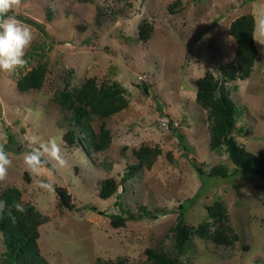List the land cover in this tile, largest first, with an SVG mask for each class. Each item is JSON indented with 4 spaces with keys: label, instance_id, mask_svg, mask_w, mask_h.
<instances>
[{
    "label": "rangeland",
    "instance_id": "rangeland-1",
    "mask_svg": "<svg viewBox=\"0 0 264 264\" xmlns=\"http://www.w3.org/2000/svg\"><path fill=\"white\" fill-rule=\"evenodd\" d=\"M246 14L254 17L257 57L249 78L229 82L227 89L239 110L237 144L264 155V35L256 26L264 17V0H22L10 13L30 26L33 40L25 67L0 73V144L12 161L0 192L17 188L22 202L43 217L37 248L45 264H141L147 249L173 255L170 229L178 207L196 227L216 200L223 201L237 241L224 247L193 237L181 261L264 264V178L242 173L208 178L197 171L234 170L224 150L209 149V121L195 102V82L207 72L217 77L219 67L233 60L229 26ZM142 25L149 28L146 42L139 38ZM38 66L46 69L41 87L20 92L16 81ZM90 78L119 83L127 92L125 109L91 121L95 132L102 122L110 131L102 152L66 145L62 120L68 112L56 102L63 90L78 89ZM32 136L54 138L68 166L54 176L30 173L23 157ZM142 145L159 154L149 170L142 168L123 183ZM107 178L118 189L101 199L99 184ZM38 180L52 182L55 194L40 189ZM111 215L126 218L124 225L113 226ZM4 253L0 235V262Z\"/></svg>",
    "mask_w": 264,
    "mask_h": 264
},
{
    "label": "trees",
    "instance_id": "trees-1",
    "mask_svg": "<svg viewBox=\"0 0 264 264\" xmlns=\"http://www.w3.org/2000/svg\"><path fill=\"white\" fill-rule=\"evenodd\" d=\"M254 29L255 21L251 14L233 20L228 30L236 44L233 60L219 67L217 77L207 72L195 82V102L206 112L209 121V149L213 152L224 150L229 162L234 166L231 172L223 166H214L208 173H204L202 168H197L201 177L206 175L208 178L225 179L242 173L264 178V155L245 150L235 140L233 132L239 110L230 99L227 89L229 82L246 80L252 72L257 57ZM139 38L146 42L149 39V28L142 25ZM45 72L46 69L42 66L31 69L16 81L18 90L27 92L39 89ZM143 91L146 92L145 87ZM126 93V89L119 83L98 84L94 78L87 79L78 89L63 90L56 98V102L62 110L68 112L62 120L67 127L63 135L66 145L72 147L80 143L87 150L104 151L111 142L110 131L102 122L98 132H95L91 127V121L108 118L125 109L128 105ZM178 137L183 140L181 135ZM158 154L157 148L140 146L134 152L137 164L125 171L122 182L129 181L142 168L149 170ZM117 189V183L113 179H104L99 184L98 196L107 199L115 194ZM59 192L66 197L63 191ZM0 200L8 204L4 212L0 213V235L5 246L4 259L0 264H45L37 248L38 228L43 222L37 208L31 203H23L20 191L14 187L3 189L0 192ZM14 203H20L26 211L17 212L12 207ZM206 210V219L195 227L185 222V211L179 206L176 223L170 229L175 253L170 255L161 250L147 249L146 260L141 264H185L180 256L186 253L193 237L209 239L216 246H232L238 237L229 224L223 201L216 200L213 205L207 206ZM110 219L113 226H122L126 221V218L118 215H111ZM95 264L131 263L124 260H117L114 263L97 260Z\"/></svg>",
    "mask_w": 264,
    "mask_h": 264
},
{
    "label": "clouds",
    "instance_id": "clouds-1",
    "mask_svg": "<svg viewBox=\"0 0 264 264\" xmlns=\"http://www.w3.org/2000/svg\"><path fill=\"white\" fill-rule=\"evenodd\" d=\"M21 4L22 0H0V73L8 75L25 67L26 50L33 40L30 26L10 15ZM256 26L258 32L264 35V17L258 19ZM29 145L30 150L24 154L23 163L33 175L40 176L41 170H44L49 176H54L68 166V161L54 138L41 141L38 137L32 136ZM11 164L9 153L5 151L4 145L0 144V182L7 179ZM37 186L47 193L55 194V186L50 181L38 180ZM7 207V202L0 200V213ZM12 207L17 212L26 211L20 203H14Z\"/></svg>",
    "mask_w": 264,
    "mask_h": 264
},
{
    "label": "water",
    "instance_id": "water-1",
    "mask_svg": "<svg viewBox=\"0 0 264 264\" xmlns=\"http://www.w3.org/2000/svg\"><path fill=\"white\" fill-rule=\"evenodd\" d=\"M59 193V196H60V199H61V202L63 203V205L64 206H68V203L65 201V198H64V196L62 195V194H60V192H58Z\"/></svg>",
    "mask_w": 264,
    "mask_h": 264
}]
</instances>
